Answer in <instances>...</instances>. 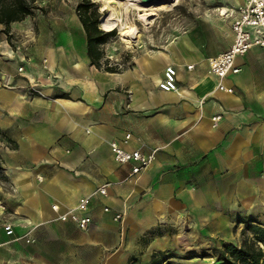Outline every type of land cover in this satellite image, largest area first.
Wrapping results in <instances>:
<instances>
[{
    "label": "crops",
    "instance_id": "crops-1",
    "mask_svg": "<svg viewBox=\"0 0 264 264\" xmlns=\"http://www.w3.org/2000/svg\"><path fill=\"white\" fill-rule=\"evenodd\" d=\"M242 2L208 6L210 17L133 72L91 66L86 43L40 41L30 56L0 60V142L12 146L0 149V264H150L172 248L186 211L214 228L226 208L264 213V50L236 58L239 74L223 81L232 94L208 71L233 40L232 19L218 13ZM166 67L175 69L176 92L158 88ZM111 142L156 151L154 160L126 181L130 166L114 163ZM103 185L107 197L93 196L85 213L87 231L56 220L51 205L72 209Z\"/></svg>",
    "mask_w": 264,
    "mask_h": 264
},
{
    "label": "rangeland",
    "instance_id": "rangeland-1",
    "mask_svg": "<svg viewBox=\"0 0 264 264\" xmlns=\"http://www.w3.org/2000/svg\"><path fill=\"white\" fill-rule=\"evenodd\" d=\"M176 1L173 8L159 11L157 16L148 19L146 24L137 20L136 11L128 9L127 13H124L122 9H117L119 19L127 27H134L137 31L133 42L125 44L120 40L117 28L110 32L101 27L100 20L107 15V12L100 11L102 0H89L94 6L89 10V15L92 17V12L96 9L98 30L113 34L99 47L100 70L110 69L115 73L133 72L141 62L163 56L167 53L169 43L182 38L192 24L210 17L204 14L208 6L221 5V0ZM81 2L82 0H37L32 14L15 23L16 26L14 23L8 27L0 25V60L5 61L3 67L7 66V61L15 60V56H30L31 47L40 41L47 44L52 41L63 44L68 42L69 45L72 43L75 49L83 48L85 34L76 11ZM0 144V149L4 151L12 147L5 140ZM1 160L0 158V173L3 169ZM259 178L264 179V176L260 175ZM210 214L208 213L207 217ZM185 216L182 229L175 227L171 232L178 238L172 248L159 253L162 254V264H215L214 251L222 248L224 244L240 246V232L247 223L253 222L264 229V213L260 208H226L221 213L222 221L216 223L219 224L217 228H214V221L196 222L189 211L185 212Z\"/></svg>",
    "mask_w": 264,
    "mask_h": 264
},
{
    "label": "built area",
    "instance_id": "built-area-1",
    "mask_svg": "<svg viewBox=\"0 0 264 264\" xmlns=\"http://www.w3.org/2000/svg\"><path fill=\"white\" fill-rule=\"evenodd\" d=\"M219 16L232 19L231 31L233 40L228 50L208 60V71L209 74L218 80V91L232 94L233 90L226 88L223 85V81L228 74H239L240 69L235 66L236 58L243 57L254 48L264 50V0H243L241 5L236 9L224 12L223 15L220 11ZM187 70H191V67H188ZM17 71L19 73L22 72V68H18ZM175 78V69L173 67H166L163 72V79L160 81L158 88L163 92H176ZM34 93L39 94L38 92ZM219 121L220 116L213 117L211 119L212 127L215 128ZM129 141L130 136H125L123 144L126 145ZM109 150L116 165L130 166V172L125 179L126 181H131L143 173L153 162L154 154L156 153V151H152L150 154H143L139 150L126 151L115 142L109 144ZM38 181H40V178H38ZM107 186H100L92 195L79 199L76 206L72 209H66L61 212L60 207L56 204L51 205L50 209L56 215L58 222L72 223L79 231L85 232L92 225L91 218L85 215L91 198L95 195L106 198ZM103 212L108 214L110 210L105 207ZM112 220L121 225L123 214H115ZM3 231L7 237L14 235L10 223L3 224ZM21 240H24L26 244L31 243V240L27 236H23Z\"/></svg>",
    "mask_w": 264,
    "mask_h": 264
},
{
    "label": "trees",
    "instance_id": "trees-1",
    "mask_svg": "<svg viewBox=\"0 0 264 264\" xmlns=\"http://www.w3.org/2000/svg\"><path fill=\"white\" fill-rule=\"evenodd\" d=\"M37 0H0V25L8 27L30 16L35 9ZM94 8L89 0H82L77 6V17L85 34L86 55L89 64L95 68L100 65L99 47L104 45L111 33H103L97 28L96 9L89 15V10ZM108 73H115L110 69ZM1 135V134H0ZM242 241L240 246L224 244L222 248L214 251L215 264H264V229L253 222L246 224L240 232ZM162 254L152 255L150 264H162Z\"/></svg>",
    "mask_w": 264,
    "mask_h": 264
},
{
    "label": "bare ground",
    "instance_id": "bare-ground-1",
    "mask_svg": "<svg viewBox=\"0 0 264 264\" xmlns=\"http://www.w3.org/2000/svg\"><path fill=\"white\" fill-rule=\"evenodd\" d=\"M103 4L100 8L101 12H107L100 20L101 27L105 31L118 29L120 40L125 44H131L137 37V31L134 27H127L118 17L117 9H122L124 13L128 9L136 11L137 20L147 23L148 19L157 16L159 11L169 10L173 8L176 0H153L151 3H144L142 0H102ZM121 11V10H120ZM130 11V10H129ZM225 11H222V15ZM108 33V32H107Z\"/></svg>",
    "mask_w": 264,
    "mask_h": 264
},
{
    "label": "water",
    "instance_id": "water-1",
    "mask_svg": "<svg viewBox=\"0 0 264 264\" xmlns=\"http://www.w3.org/2000/svg\"><path fill=\"white\" fill-rule=\"evenodd\" d=\"M144 3H151V2H153V0H142Z\"/></svg>",
    "mask_w": 264,
    "mask_h": 264
}]
</instances>
